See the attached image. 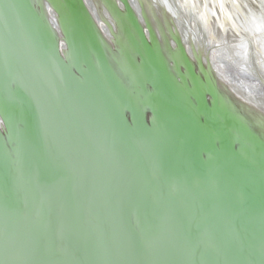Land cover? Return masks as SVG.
<instances>
[{
	"label": "water",
	"instance_id": "95a60500",
	"mask_svg": "<svg viewBox=\"0 0 264 264\" xmlns=\"http://www.w3.org/2000/svg\"><path fill=\"white\" fill-rule=\"evenodd\" d=\"M106 1L0 0V264H264V0Z\"/></svg>",
	"mask_w": 264,
	"mask_h": 264
},
{
	"label": "rangeland",
	"instance_id": "374dc122",
	"mask_svg": "<svg viewBox=\"0 0 264 264\" xmlns=\"http://www.w3.org/2000/svg\"><path fill=\"white\" fill-rule=\"evenodd\" d=\"M106 2H107L108 4L112 3L111 1H108V0H107Z\"/></svg>",
	"mask_w": 264,
	"mask_h": 264
},
{
	"label": "bare ground",
	"instance_id": "6f19581e",
	"mask_svg": "<svg viewBox=\"0 0 264 264\" xmlns=\"http://www.w3.org/2000/svg\"><path fill=\"white\" fill-rule=\"evenodd\" d=\"M226 17V16H225ZM207 20H208V16H207ZM207 20L205 19V22H207Z\"/></svg>",
	"mask_w": 264,
	"mask_h": 264
}]
</instances>
